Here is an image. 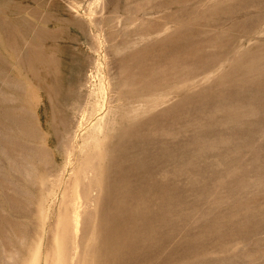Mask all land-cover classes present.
Returning <instances> with one entry per match:
<instances>
[{"label":"rangeland","instance_id":"1","mask_svg":"<svg viewBox=\"0 0 264 264\" xmlns=\"http://www.w3.org/2000/svg\"><path fill=\"white\" fill-rule=\"evenodd\" d=\"M0 264H264V0H0Z\"/></svg>","mask_w":264,"mask_h":264}]
</instances>
